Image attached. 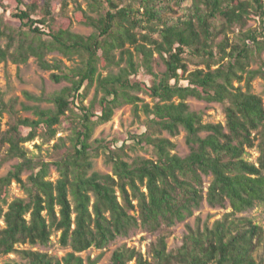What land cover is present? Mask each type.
<instances>
[{
    "label": "trees",
    "instance_id": "trees-1",
    "mask_svg": "<svg viewBox=\"0 0 264 264\" xmlns=\"http://www.w3.org/2000/svg\"><path fill=\"white\" fill-rule=\"evenodd\" d=\"M15 2L13 15L20 26L9 28L0 19V64L9 59L23 64L34 57L43 70L58 71L51 75L53 81L71 85L46 99L27 94L55 106L25 105L34 119L17 116L15 103L6 102L0 93V146H7L0 168L19 160L0 177V255L19 253L25 260L4 264H85L81 253L104 250L140 229L161 233L149 247V258L124 245L113 252L110 264H263L258 256L264 249L263 227L236 216L264 204V98L251 91L257 77L264 79V0H87L88 10L73 0V15L62 14L57 30L56 0ZM66 7L67 0L62 10ZM253 19L259 23L256 28L248 27ZM74 22L91 27L92 34L73 32ZM5 37L8 43L3 46ZM116 50H121L120 60ZM54 52L68 60L77 56L82 63L70 68L61 60L51 62L47 56ZM155 54L166 67L161 74L154 72ZM187 60L197 61L198 67L190 71ZM122 62L127 65L121 67ZM256 62L259 68L252 69ZM100 66L120 69L104 76ZM140 74L149 81L139 79ZM243 82L245 89L235 85ZM93 85L101 95L100 113L95 102L84 103L83 90ZM141 92L151 103L137 95ZM189 98L222 104L226 125L204 123L202 113L191 111ZM77 104L81 113L74 115ZM125 104L134 106L138 118L140 112L145 114L147 130L134 139L152 146L155 158L128 162L123 147L91 143L95 127L111 121ZM68 112L77 118L71 146L59 138L54 147L65 151L58 160L32 157L25 144L39 136L45 142L55 139ZM5 113L14 120L3 131ZM181 129L190 148L185 157L173 153L176 145L171 140L154 137L164 131L177 136ZM254 147L260 153L257 163L246 158ZM101 152L113 174L93 170L92 159ZM52 166L60 175L56 181L49 179ZM206 177L212 181L205 196ZM13 182L27 198L9 202ZM205 200L213 208L229 204L232 211L212 227H189L182 246L168 251L169 229L191 218ZM54 233L72 250L63 258L18 248L46 247ZM97 262L89 259L88 264Z\"/></svg>",
    "mask_w": 264,
    "mask_h": 264
},
{
    "label": "rangeland",
    "instance_id": "rangeland-1",
    "mask_svg": "<svg viewBox=\"0 0 264 264\" xmlns=\"http://www.w3.org/2000/svg\"><path fill=\"white\" fill-rule=\"evenodd\" d=\"M34 0H25L26 3H31ZM65 0H56V15L55 22L53 24V29L57 30L60 28L63 21V15L71 17L74 12V3L73 0H67V7L62 10V5ZM82 7L88 10L87 0H78ZM42 3V1H40ZM17 8V3L15 0H0V19L4 21V25L9 28L16 29L20 26V22L14 18V12ZM63 14V15H62ZM96 15V14H94ZM259 26L257 20H251L248 27L256 28ZM72 31L84 36H89L92 34L93 29L91 27L85 26L83 24L74 22L72 26ZM229 37L234 39V34H229ZM223 37L218 39V42L222 40ZM1 43L5 46L8 43V39L2 38ZM130 46L127 45L126 48ZM134 51L133 47H130ZM13 51V50H12ZM121 50H116L114 52L116 60H120ZM135 53V52H134ZM47 59L51 62L54 60H61L64 62V65L70 68H75L79 66L82 62L81 59L77 56L72 58V60L66 59L62 54L58 52L51 53L47 56ZM264 59V53H263ZM135 60H138V56L135 53ZM197 61L187 60L188 69L190 71L195 70L198 67ZM126 62H122L121 67H125ZM154 72L163 73L166 69L163 61L161 60L158 54L154 55ZM204 68V66H201ZM252 69H258L259 65L252 63ZM119 67L112 66L104 68L99 67V72L106 76L110 72L118 73ZM53 73H58V71H47L40 68L38 65L37 59L30 57L26 63L16 64L12 60H7L0 64V93L6 102L13 101L15 103V112L17 116L20 117H29L36 118L32 111H27L24 109L25 105L35 106L39 105L44 109L51 108L54 109L55 106L53 103L43 100L37 101L30 99L27 94L35 97H44L48 98L55 92L61 91L63 88L70 86L71 84L67 81H62L57 83L52 80L51 75ZM139 79H145L149 81V77H145L143 74H140ZM236 86L241 85L245 89V82L239 84L235 83ZM252 93L257 94L264 98V79L257 77L252 82ZM83 92L86 93L85 105L89 106L91 103L95 102V111L100 113V106L98 104V98L101 95H97L96 85H93L90 89L84 88ZM137 95L147 103H151V100L144 93H137ZM187 103L190 106L191 111L202 113L204 123H222L226 125L227 118L224 110V106L219 103H207L205 101H200L196 98H189ZM141 105V103H140ZM73 109L75 110L74 115L81 113L79 106L74 105ZM70 112L67 116L62 117V124L58 126L57 137L50 142H45L44 138L39 136L35 141L25 144V147L30 151L32 157H39L46 162H54L60 158L65 149H55V145L59 142V138H63L66 142V147L71 146L70 137H72L73 129L77 124V118H73ZM146 116L143 112L139 113V118L135 115L134 106L132 104H125L120 106L114 111L112 120L106 123L99 124L95 127L91 143H94L95 147H98L100 143H95L96 140L101 141L103 145H109L115 150L123 147L125 157L124 159L128 162H132L137 157L144 158H155L156 154L152 146L144 144H138L137 140L134 139V135H141L147 129L145 126ZM13 117L9 113H5L3 117L2 129L3 131L9 128V124L13 122ZM28 130L24 129V133H27ZM40 133H43V130H40ZM154 137H163L171 140L175 143L176 147L173 153L181 157H185L190 153V148L186 142V131L181 129L177 136H172L170 133L164 131L162 133L155 134ZM7 151V146H0V159L5 155ZM259 149L254 147L253 149H248V154L246 158L253 163H257L259 158ZM93 161V170L101 172L103 174H113L112 164L107 162L106 156L101 152L99 156H96L92 159ZM19 162V160H11L5 162L0 168V177L5 176L9 171H11ZM29 172L23 174L22 178L27 180ZM59 172L55 166H52L50 169L49 179L51 181H56L59 178ZM212 181V177L205 178V189L204 195L206 196L208 187ZM17 198H27L26 191L16 182H13L10 187V196L9 202ZM232 211L229 204L226 208H213L205 200L202 204V207L199 210L194 212V215L191 218H188L187 221L183 223H178L173 228L169 229V236L167 238L168 251L175 250L182 246L184 237L189 233V227L196 229L201 227L202 229L205 226L212 227L217 220H221L227 213ZM236 217H248L254 221V223L260 225L264 229V204H257L254 209H250L247 212L237 214ZM1 225L4 226V222H1ZM161 233L152 235L143 230L134 231L128 237H119L114 242H112L104 250H98L96 248H91L88 251H85L80 254L85 260V264H88L89 259L96 260L98 259L97 264H110L111 256L113 252L118 248L126 245L129 248H136L138 251L143 253L146 258H149L148 250L151 244L156 243ZM19 249H32L44 253H49L53 256L63 258L69 252L71 248L69 246H63L60 243V233H54L52 236L51 243L44 246H30V245H19ZM261 256L264 264V249H261L258 252V256ZM23 263L25 260L22 258L19 253H13L7 256L0 255V264H4L8 261H15ZM129 264H135V262H130Z\"/></svg>",
    "mask_w": 264,
    "mask_h": 264
}]
</instances>
